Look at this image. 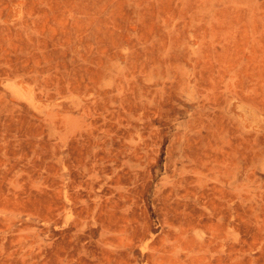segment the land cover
<instances>
[{"label":"rangeland","instance_id":"1","mask_svg":"<svg viewBox=\"0 0 264 264\" xmlns=\"http://www.w3.org/2000/svg\"><path fill=\"white\" fill-rule=\"evenodd\" d=\"M0 264H264V0H0Z\"/></svg>","mask_w":264,"mask_h":264}]
</instances>
